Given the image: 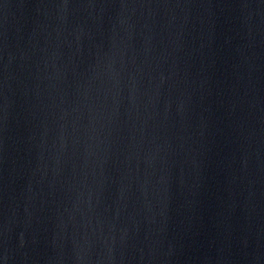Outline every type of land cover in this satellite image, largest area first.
I'll use <instances>...</instances> for the list:
<instances>
[{
	"label": "water",
	"instance_id": "water-1",
	"mask_svg": "<svg viewBox=\"0 0 264 264\" xmlns=\"http://www.w3.org/2000/svg\"><path fill=\"white\" fill-rule=\"evenodd\" d=\"M0 264H264V9L0 0Z\"/></svg>",
	"mask_w": 264,
	"mask_h": 264
}]
</instances>
